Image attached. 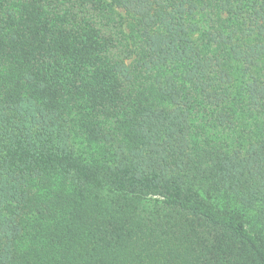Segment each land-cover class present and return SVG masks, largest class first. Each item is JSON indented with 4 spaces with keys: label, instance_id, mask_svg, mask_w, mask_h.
I'll use <instances>...</instances> for the list:
<instances>
[{
    "label": "trees",
    "instance_id": "16d2710c",
    "mask_svg": "<svg viewBox=\"0 0 264 264\" xmlns=\"http://www.w3.org/2000/svg\"><path fill=\"white\" fill-rule=\"evenodd\" d=\"M0 264H264V0H0Z\"/></svg>",
    "mask_w": 264,
    "mask_h": 264
}]
</instances>
